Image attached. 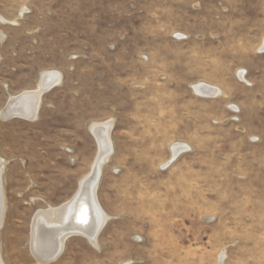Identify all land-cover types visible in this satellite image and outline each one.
<instances>
[{
  "label": "rangeland",
  "instance_id": "obj_1",
  "mask_svg": "<svg viewBox=\"0 0 264 264\" xmlns=\"http://www.w3.org/2000/svg\"><path fill=\"white\" fill-rule=\"evenodd\" d=\"M263 45L264 0H0L4 263L40 264L32 219L75 195L112 119L99 247L71 237L50 264H264ZM51 71L37 120L4 119Z\"/></svg>",
  "mask_w": 264,
  "mask_h": 264
},
{
  "label": "bare ground",
  "instance_id": "obj_2",
  "mask_svg": "<svg viewBox=\"0 0 264 264\" xmlns=\"http://www.w3.org/2000/svg\"><path fill=\"white\" fill-rule=\"evenodd\" d=\"M61 81L60 73L45 72L36 89L10 98L7 108L2 111L3 118L10 119L19 116L30 121L37 120L44 94L58 86ZM192 88L196 94L202 96L217 97L223 94V91L218 87L202 83L195 84ZM113 127L112 119L94 123L91 126L90 131L97 140L100 150L91 173L80 181L75 195L59 206L40 209L34 215L31 224L30 250L38 263L50 264L57 261L64 252L65 242L74 236L85 237L92 246L99 247V236L110 220V216L101 207L97 191L102 166L109 161L114 151L111 137ZM187 149L188 147L185 145H174L170 161L173 162ZM97 167V175L86 182ZM4 168L5 160L0 157V231L6 210ZM0 264H5L1 255V242Z\"/></svg>",
  "mask_w": 264,
  "mask_h": 264
},
{
  "label": "water",
  "instance_id": "obj_3",
  "mask_svg": "<svg viewBox=\"0 0 264 264\" xmlns=\"http://www.w3.org/2000/svg\"><path fill=\"white\" fill-rule=\"evenodd\" d=\"M97 172H98V167L96 169H94L92 175L86 180V182H88L91 179H93L97 175ZM101 174H102V170H101Z\"/></svg>",
  "mask_w": 264,
  "mask_h": 264
}]
</instances>
